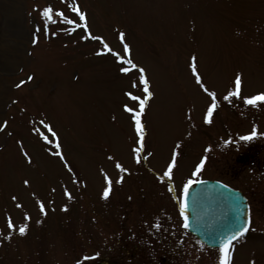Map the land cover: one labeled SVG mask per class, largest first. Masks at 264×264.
<instances>
[{"label": "rangeland", "instance_id": "rangeland-1", "mask_svg": "<svg viewBox=\"0 0 264 264\" xmlns=\"http://www.w3.org/2000/svg\"><path fill=\"white\" fill-rule=\"evenodd\" d=\"M69 4L86 14L89 32L54 16L57 22L48 27L55 35L46 37L37 9L51 6L79 23ZM33 34L39 36L35 45ZM91 37L145 70L153 96L141 117L139 163L131 151L137 139L131 117L123 111L132 103L125 91L143 96L142 86L130 88L139 72L120 65ZM193 56L203 83L216 94L211 124L202 119L211 99L188 66ZM121 66L130 72H119ZM237 73L240 98L225 101ZM21 80L26 83L17 88ZM260 92L264 0H0V124L7 122L0 130V264H75L85 255L91 259L81 264H219L218 249L181 227L178 198L194 164L206 157L192 183L213 180L252 192V203L260 205L256 229H264V198L259 204L249 183L259 180L257 171L237 162L239 153L264 143V102L243 103ZM41 121L56 132L71 171L41 139L40 133L54 139ZM253 127L255 137L239 139ZM177 142L173 176L161 179ZM104 174L112 180L107 200L101 198ZM9 217L16 227L3 240ZM22 224L23 236L16 232ZM234 245L232 264H264V235L250 231Z\"/></svg>", "mask_w": 264, "mask_h": 264}, {"label": "snow or ice", "instance_id": "snow-or-ice-1", "mask_svg": "<svg viewBox=\"0 0 264 264\" xmlns=\"http://www.w3.org/2000/svg\"><path fill=\"white\" fill-rule=\"evenodd\" d=\"M69 10L75 14L76 17H78L79 23H77L75 20L69 19L64 15V12L62 11H55L53 12V9L51 6H45L42 9H37L38 14L43 18V33L47 37L48 35H55L54 32L50 33L49 32V24L50 23H56L57 21L53 18L54 16L59 19L60 22H63L68 25L75 24L76 27L82 28L85 33L89 32L88 26H87V20H86V14L80 10L79 6L76 4H69L68 5ZM41 31L40 27L37 26L35 29V33H39ZM121 42L123 43V53L124 55L129 54V46L127 43H124V33H119ZM83 39V37H81ZM92 39L101 41L103 44V50L105 52H110L112 56L116 58V61L120 65L128 64L131 66V69H136L139 72V81L138 83L133 82L130 85V88H137L142 86V91H143V96L139 95H134L131 90L125 91L124 96L128 98L129 101H131V105L129 103H124L123 104V111L125 113H129L131 117V122H132V127L134 129V132L136 134V141L135 144L136 146L131 149L132 154L134 158H136V162H140L141 154H142V149L144 145V125L142 123L141 117L144 114L145 111V106L146 102L153 96V93L149 90L148 86V81L145 77V70L143 68H138L136 64H134L130 59L125 60L124 57L118 53V52H113L109 46L106 43H103L102 39L100 37H91ZM39 42V36L36 34L32 35L31 43L32 44H37ZM102 53L98 52L97 55H100ZM191 62L189 63V68L192 71V75L195 77L196 84L206 93V95L211 99V102L207 104L206 110L203 113L202 119L205 124H211L212 123V118L214 114V110L217 107V100H216V94L212 91H209V89L205 86V84L202 81L201 76L199 75L197 71V66H196V57H191L190 58ZM129 67H124L121 66L119 68V72L127 74L131 70ZM33 76L29 75L27 77V81H32ZM26 83L25 80H21L16 87L19 88L23 86ZM233 85H234V91L229 90L226 95H224L223 99L225 101L229 100L232 97L240 98V89H241V84H242V79L241 75L237 73L235 75V78L233 80ZM258 102H264V92L256 93L251 96H245L243 97V103L245 105H250V106H257ZM41 124L43 125L44 129H47V131L51 134V137L54 139H50L49 136L44 135L43 133H40V137L42 140L45 141V143L52 144L54 151H52V155L58 157L61 161H64V167L71 171V165L66 161L65 157L62 154L61 151V144L57 138V134L51 126L44 121H41ZM7 127V122H4L3 124H0V130H3L4 128ZM34 131H38L37 129H34ZM261 135H264V133H260ZM257 135V130L255 127L252 128L251 132L248 135H243L239 137L240 140L243 141H248L251 140L253 137ZM227 143V141H226ZM181 148V145L179 142L176 143L175 147L173 148L171 152V159L166 163V166L164 167V170L162 172V178L161 179H171L173 176V170L176 167V162H177V157L180 155L179 149ZM210 149L205 148L204 151L208 152ZM148 155H151L149 153ZM25 158L28 160L29 163H31V157L28 155L27 152H24ZM109 159H112L109 157ZM206 157H201L197 163L194 164L193 168L194 170L191 172V175L189 179L183 183L181 192L186 193L189 185L192 183V178L196 177L201 171L203 166L205 165L206 162ZM115 167L119 169L121 172H126L127 169L123 168L119 163H116ZM123 181V177H119L116 179L115 183L116 184H121ZM104 182H105V187H103L102 193H101V198L107 200L110 196L111 190H112V180L108 177L107 174H104ZM29 181L25 180L24 184L27 186ZM64 195L71 200L72 195L71 193L65 188L64 190ZM13 200L16 199V197L12 198ZM131 199V197H129ZM39 204V209L40 213L42 215L46 214V209L43 203L37 202ZM17 207H20L19 204H17ZM246 207V206H245ZM185 210V203L183 200H180L179 202V216L181 217L182 224L181 227L187 229L188 228V221L187 217L184 214ZM62 211H67V207L63 206ZM25 220L30 219V217L25 214ZM37 223H41V221H37ZM16 226L13 224L11 218H7V228L9 229V232L3 236V240H10L12 235H13V229ZM26 225H20L18 229H16V232H18L19 235L23 236L26 234ZM153 227H159L158 225H153ZM251 227V217L250 215L245 219L244 223L240 225L234 232H232L229 236H227L220 244L219 246V251H220V261L219 264H232V250L235 247L234 241L241 240L246 238V235L249 231H254ZM91 257L85 255L80 257L79 259L76 260L75 264H81V260L83 261H88L90 260ZM249 264H255V260L251 259L249 260Z\"/></svg>", "mask_w": 264, "mask_h": 264}, {"label": "water", "instance_id": "water-1", "mask_svg": "<svg viewBox=\"0 0 264 264\" xmlns=\"http://www.w3.org/2000/svg\"><path fill=\"white\" fill-rule=\"evenodd\" d=\"M182 200L187 229L208 247H219L247 218L244 198L218 182H198L188 188Z\"/></svg>", "mask_w": 264, "mask_h": 264}, {"label": "flooded vegetation", "instance_id": "flooded-vegetation-1", "mask_svg": "<svg viewBox=\"0 0 264 264\" xmlns=\"http://www.w3.org/2000/svg\"><path fill=\"white\" fill-rule=\"evenodd\" d=\"M237 162L242 163L244 166L248 164L252 168V170L257 171L255 173V178H259V180L257 179L253 180L255 181L254 184L252 180L249 183H250V187H252L253 189L252 190L253 197L258 200L259 204H261V195H263L264 198V143L257 146L256 144L251 145L247 150H245L242 153H239V155L237 156ZM221 183L231 188L232 190L240 192L243 195L247 204L248 216L250 215L251 217V227L255 229L254 231H252V234L256 233V234L264 235L263 228L256 229L257 222L255 219V213L260 211V205L252 203V192L251 194L248 195L247 192L244 193L240 189L230 187L229 185L223 182ZM249 232L247 233V235L249 234ZM239 241L240 240H237L236 242H234V244L238 243Z\"/></svg>", "mask_w": 264, "mask_h": 264}]
</instances>
